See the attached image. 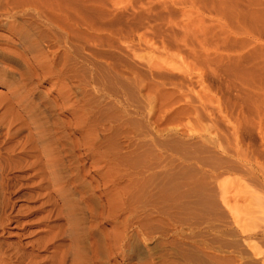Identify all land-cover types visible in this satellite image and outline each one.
I'll use <instances>...</instances> for the list:
<instances>
[{"label":"rangeland","instance_id":"374dc122","mask_svg":"<svg viewBox=\"0 0 264 264\" xmlns=\"http://www.w3.org/2000/svg\"><path fill=\"white\" fill-rule=\"evenodd\" d=\"M18 1L26 4L28 13L21 19H9V24L24 23V29L29 28L26 44L36 40L38 49L26 54L23 64L0 59L2 261L8 262L4 257L10 256L11 264H52L56 261L50 260L53 253L63 250L67 252V264H264V0ZM54 8L56 12L66 11L71 19H80L77 30L72 29V22L56 20ZM43 17L53 23L48 24ZM4 22H0V57L3 49L19 53L25 47L19 34L10 33ZM64 26L68 34L74 32L76 36L67 35ZM75 55L80 60L75 61ZM74 63L76 66H72ZM38 64H45V69L37 68L38 78L22 88L23 82L18 79L24 73H33ZM45 71L53 74L49 77ZM42 73H46L45 79ZM53 86L56 90L50 92ZM12 89L28 95L24 99L29 105L26 113H34L35 118L25 122L27 128L31 127L34 136L39 133L47 141L51 139L54 150L49 148V153L58 154L64 162L59 173L63 187L46 191L49 199L37 198L39 178L31 177L34 171H25L18 162L28 129L16 132L19 121L5 129L8 121L27 116L19 106L22 99L10 98L8 91ZM58 90L68 93L69 98L53 108ZM55 122L60 123L58 127ZM119 122L124 126L123 136L117 137L120 145L145 137L144 149L153 157L150 141L160 146L154 148L163 167L158 184L165 188L172 182L176 193L182 194L172 205V212L168 211L170 203L157 200L144 213L141 205L135 209L136 203L131 207L132 202H127L125 207L131 209L120 213V200L115 196L120 190L108 188L103 194L100 184L97 189V181H108L111 175L102 168L103 162L95 165L96 158L80 156L86 153L82 138L93 130L100 150H107L114 138L109 128ZM73 124H78L77 130L71 128ZM138 124L143 125L141 136ZM9 135L14 138L10 140ZM75 139L80 145L73 149ZM16 144L19 146L13 149ZM5 149L14 151L9 161ZM31 151L22 160L32 162L36 155ZM75 157H80L77 165ZM54 175L47 174V179ZM187 188L190 195L184 194ZM56 189L66 194L57 203ZM45 200L48 202L42 205ZM73 207L76 211L71 217L80 220L75 225L66 215ZM59 211L65 215L58 220ZM145 213L148 216L144 217ZM126 218L130 220L128 238L130 234L133 238L121 244L115 228H122ZM145 220L148 225L136 233L135 226ZM60 225L63 228L57 227ZM73 238L82 245L78 253L71 248Z\"/></svg>","mask_w":264,"mask_h":264},{"label":"bare ground","instance_id":"6f19581e","mask_svg":"<svg viewBox=\"0 0 264 264\" xmlns=\"http://www.w3.org/2000/svg\"><path fill=\"white\" fill-rule=\"evenodd\" d=\"M22 1V0H21ZM23 3V2H22ZM21 3V4H22ZM53 3V2H52ZM19 4V5H18ZM18 4H17V0H0V8L2 9L3 8V10H1V14H0V22L1 21H6V23L4 22V25L7 27V29L9 30V32L10 33H17V34H19V39L21 40V41H23L24 43L23 44H25V47H23V50L22 51H18L19 53H17L16 51H10V50H2V56L0 57V59H3V60H5V61H8V62H12V63H14V64H17V65H19L20 63H24L25 62V59H24V57H26L25 55L26 54H32V53H34V51L35 50H37L38 49V46H37V44H38V41H33V43L31 42V44H29V45H27L26 43H27V41H26V39L28 38V32H27V30L29 29H27V30H25L24 28H26L25 27V25H24V23H21L20 22V24L18 23V22H15L14 21V23L12 24V25H10L9 23H10V21H8L9 19H15V18H17V17H20V19L21 18H24V17H22L24 14L26 15V12L27 11H25V8H24V6L26 5V4H23V5H21L20 3H19V1H18ZM30 4V3H29ZM38 4V3H37ZM17 5V6H16ZM43 5V4H42ZM15 6V7H14ZM37 6V5H36ZM45 6V5H44ZM39 7V6H38ZM43 7V6H42ZM55 7V6H54ZM21 9V11L19 12L20 14H18V12L16 13H11V11L13 12V10H17V9ZM44 9V8H43ZM11 10V11H10ZM51 10H53V8L51 9ZM56 9L54 8V13L52 12V14H54L55 15V18H56V20H60V21H62V22H65V21H69L70 23L72 22V24L74 25L73 27H72V29L74 30V29H76L77 30V27H79L78 26V22H80V19H77V17L75 18V20L74 19H71L70 18V15L65 11V12H61V11H55ZM66 10V9H65ZM4 11V12H3ZM45 11H47V10H45ZM50 11V10H49ZM3 12V13H2ZM56 12V13H55ZM74 12V11H73ZM28 13V12H27ZM35 14V13H34ZM34 14H32V17L33 16H35ZM41 14V13H40ZM36 15H39V14H36ZM43 15H44V13H43ZM54 15H53V17H54ZM75 15V14H74ZM73 15V16H74ZM79 15V14H78ZM28 17V16H27ZM26 17V18H27ZM38 17H40V16H38ZM42 17V16H41ZM40 17V18H41ZM34 18V17H33ZM44 19H45V21L47 22V21H49L48 22V24H51V23H53V21L52 20H48V19H46L45 17H43ZM42 19V18H41ZM36 20H39V19H36ZM22 21H24V20H22ZM7 22H8V24H7ZM28 22V21H27ZM30 22V21H29ZM61 22V23H62ZM26 23V22H25ZM41 22H39V23H37V24H39L40 26H41V24H40ZM55 23V22H54ZM29 24V23H28ZM27 24V25H28ZM42 24H43V22H42ZM56 24V23H55ZM54 24V25H55ZM58 24H59V22L57 23V25H56V27L58 26ZM38 25V26H39ZM63 25H65V24H63ZM1 26V25H0ZM29 26H30V24H29ZM28 26V27H29ZM32 26H33V24H32ZM34 26H37L36 24L34 25ZM61 26V24L59 25V27ZM42 27V26H41ZM65 27V26H64ZM68 27V26H67ZM31 28V27H30ZM44 28V27H43ZM66 28V27H65ZM56 29H58V27L56 28ZM55 28H54V30H56ZM35 30V29H34ZM44 30V29H43ZM62 30V29H61ZM69 30H71V27H70V29ZM37 31V30H36ZM45 31V30H44ZM53 31V30H52ZM60 31V30H59ZM66 31H67V35H71V37H74V36H76L75 35V33L71 30V32H73V33H71V34H68V28H66ZM65 31V32H66ZM75 31V30H74ZM48 32V31H47ZM46 32V33H47ZM78 32H79V28H78ZM50 33V32H49ZM55 33H57V32H55ZM70 33V32H69ZM35 34V33H34ZM47 35H48V33H47ZM47 35H45V36H47ZM52 35V34H51ZM61 35H63V33H62V31H61ZM78 35V34H77ZM40 36V35H39ZM41 36H42V33H41ZM41 36L39 37V38H41ZM65 36V35H64ZM43 37L44 36H42V39H43ZM69 36H67V38H68ZM70 37V38H71ZM46 38H48V37H46ZM45 38V39H46ZM60 38V37H59ZM66 38V37H65ZM76 38V37H75ZM77 38H79V37H77ZM73 39V38H72ZM29 40H30V38H29ZM76 40V39H75ZM74 40V41H75ZM31 41V40H30ZM29 41V42H30ZM45 41H47V40H45ZM61 42H62V39L60 40ZM68 42H69V39L67 40ZM70 41H71V39H70ZM77 41V40H76ZM75 41V42H76ZM75 42H72L71 43V45L73 44H75ZM54 43V42H53ZM56 43V42H55ZM63 43H65L64 41H63ZM79 42H77V44H78ZM40 44V43H39ZM47 44V43H46ZM58 44V43H57ZM1 45V44H0ZM8 45H9V43H8ZM49 45V44H48ZM59 45H62V44H59ZM65 45H66V43H65ZM76 45V44H75ZM74 45V46H75ZM54 46V45H53ZM58 47V46H57ZM1 48V47H0ZM4 48V47H3ZM6 49V48H5ZM72 49V48H71ZM76 49H78L77 47H76ZM70 50V49H69ZM49 51V50H48ZM66 51L68 52V50L66 49ZM76 51V50H75ZM75 51H73L74 53H75ZM43 52V51H42ZM47 52V51H46ZM56 52V51H55ZM61 52V51H60ZM71 51H69V53H70ZM73 52H71V53H73ZM80 52V51H79ZM78 52V53H79ZM39 53H40V51H39ZM52 53V52H51ZM54 53V52H53ZM66 54V52L64 53V56H66L65 55ZM35 55V54H34ZM39 55V54H38ZM48 55V54H47ZM54 55H57V54H54ZM43 56H45V54L43 55ZM77 56H79V55H77ZM77 56L75 55L74 57H75V61H77L78 59H77ZM49 57V56H48ZM47 57V58H48ZM52 57V56H51ZM56 57V56H55ZM58 57V56H57ZM60 57V56H59ZM67 57H68V55H67ZM70 57V56H69ZM32 58H35V56H33L32 55ZM61 58H63L62 56H61ZM65 58V57H64ZM63 58V60H65ZM40 59V58H39ZM71 59V58H70ZM3 60H0V62H2ZM59 60H60V58H59ZM67 60V59H66ZM73 60V59H72ZM80 60V59H79ZM18 61H20V63L18 64ZM68 61V60H67ZM74 61V60H73ZM72 61V62H73ZM74 61V62H75ZM63 62V61H62ZM62 62H60L61 64H62ZM71 62V63H72ZM27 63V62H26ZM53 64V63H52ZM76 63H74V64H72V66L73 65H75ZM63 65H65V64H63ZM32 66V65H31ZM36 66H38V67H36L35 69H34V72L33 73H29L28 72V74H26V73H24V75H21L20 76V78L18 79V80H21L22 82H23V85H21L22 86V88L23 87H26V86H30V85H32V81L35 79V78H38V75L36 74L37 73V68H40V69H45V64L43 65L44 66V68H43V66L42 65H36ZM76 66V65H75ZM3 67V66H2ZM5 67V66H4ZM49 67H51V65H49ZM48 67V68H49ZM68 67V66H67ZM77 67H78V64H77ZM6 68V67H5ZM47 68V67H46ZM72 68V67H71ZM76 68V67H75ZM57 69V68H56ZM77 69V68H76ZM75 69V71H77ZM6 71H7V69H5ZM23 70V69H22ZM48 70H50V69H48ZM73 70H74V68H73ZM18 71V70H17ZM29 71H30V69H29ZM44 70H42V72H43ZM50 71H52V70H50ZM57 71H60V68H59V70H55V73L57 72ZM22 72V71H21ZM39 72V71H38ZM45 72H47V75H49V73H48V71H45ZM53 72V71H52ZM51 72V73H52ZM65 72H66V70H65ZM68 72H69V70H68ZM71 72V71H70ZM74 72V71H73ZM5 73V72H4ZM6 73H8V72H6ZM58 73V72H57ZM44 73H42L41 75H43ZM46 74V73H45ZM44 74V75H45ZM53 74V73H52ZM51 74V75H52ZM43 75V76H44ZM47 75H45L46 77H47ZM51 75H49V77L51 76ZM59 76L61 75L60 73L58 74ZM66 75V74H65ZM4 76V75H3ZM8 76V75H7ZM45 76L43 77L44 79H45ZM62 76V75H61ZM72 76V75H71ZM77 76V75H76ZM40 77H42V76H40ZM66 77V76H65ZM73 77H74V75H73ZM72 77V78H73ZM79 77V76H78ZM42 78V79H43ZM5 79V78H4ZM61 79H62V77H61ZM40 81H41V79H39ZM64 80V79H63ZM76 80H78L77 78H76ZM37 81H38V79H37ZM40 81H38V82H40ZM67 81V80H66ZM70 81V80H69ZM72 81V80H71ZM68 82V81H67ZM94 83H96V84H98V83H102L101 81L100 82H94ZM22 84V83H21ZM99 86V85H98ZM34 87V86H33ZM65 88H66V86H65ZM8 90V89H7ZM56 89H55V87L53 86L51 89H50V92H53V91H55ZM60 90V89H59ZM58 90V91H59ZM68 90V89H67ZM67 90H66V92H67ZM70 90V89H69ZM69 90H68V92H69ZM102 91V90H101ZM107 91V90H106ZM9 92V94H10V98L11 99H15V98H20V100L22 99V102H21V104L19 105L20 107H21V109H23V110H25V115H27V116H24V118H23V120H19V119H14V121H8V123L6 124V128L5 129H7L8 127H11L16 121L18 122L19 121V129L18 130H16V132H21V131H24V130H26V129H28L27 131H28V133H27V135H26V137H24V139H23V141L25 142H23L24 144H22V146L20 145V149L21 150H19L20 152H18L19 153V155H18V157L16 156V161H17V158H18V162H22V168H24L25 169V171H34V175H31V177H37V178H39V181L36 183V189L39 191V193H37V194H39V195H37V198H39L41 201L42 200H44V199H49V195L48 194H46L45 192L46 191H49V190H53L54 188H61V186L63 187V185H62V179H61V177L59 176V173H61L62 171H63V169H64V166L65 165H63V163L64 162H62L61 161V158L58 156V154H55V155H51L49 152H50V150H49V148H51L50 146H51V142H50V140L49 141H47L46 140V138L44 137V136H40L39 135V133H38V135H36V136H34V134L31 132V127H30V129H29V127L27 128V126L25 125V122L26 121H28L29 122V120H33L32 119V117L33 118H35V114L33 113V115H32V113L29 111L28 113H26V107H28V109H29V105H28V103H26L25 104V101H24V99H26L27 97L26 96H28V95H26V96H24V94L22 93V94H19L16 90H14V89H12V90H10V91H8ZM20 92V91H19ZM57 92V91H56ZM105 92V91H104ZM58 93V96L54 99V100H52L53 101V104L52 103H50V104H52V106H53V108H55L56 106H58V105H56V103L58 102H61L62 104L63 103H67V100H68V98H69V95H68V93H61L60 91L59 92H57ZM99 93V92H98ZM109 93V92H108ZM33 94V93H32ZM102 94V93H101ZM106 95V94H105ZM112 95V94H111ZM70 96H71V94H70ZM2 98V97H1ZM108 98H110V97H108ZM107 98V99H108ZM75 99V98H74ZM42 100V99H41ZM115 100V99H114ZM40 101V100H39ZM50 101H51V99H50ZM74 101V100H73ZM27 102V101H26ZM46 102H48V101H46ZM45 102V103H46ZM36 104V103H35ZM40 104V103H39ZM46 104H48V103H46ZM50 104L48 105V106H50ZM18 105V104H17ZM121 105V104H120ZM10 106V105H9ZM31 106V105H30ZM36 106V105H35ZM40 106V105H39ZM47 106V105H46ZM51 106V107H52ZM125 106V105H124ZM58 107H60V106H58ZM109 107V106H108ZM115 107V106H114ZM5 108V107H4ZM49 108V107H48ZM111 108V107H110ZM46 108H44V110H45ZM50 109V108H49ZM48 109V110H49ZM112 109V108H111ZM6 110V109H5ZM8 110H9V108H8ZM7 110V111H8ZM39 110V109H38ZM42 110H43V108H42ZM110 109H108V111H109ZM35 111H36V109H35ZM40 111V110H39ZM59 111V110H58ZM110 111H112V110H110ZM137 111V110H136ZM138 111H141V110H138ZM51 112V111H50ZM8 113V112H7ZM7 113H5V115L7 114ZM105 113V112H104ZM108 113H111L113 116L116 114L115 112H108ZM135 113H137V112H135ZM139 113V116L140 117H142L141 116V113L140 112H138ZM43 114V113H42ZM48 114V113H47ZM111 114H110V116L108 115V117H111ZM52 115V114H51ZM117 115V114H116ZM136 115V114H135ZM143 115V114H142ZM53 116V115H52ZM80 116V115H79ZM118 116V115H117ZM15 117V116H14ZM40 117V116H39ZM113 118V117H112ZM111 118V119H112ZM114 118H116L115 116H114ZM117 118H120L119 116L117 117ZM116 118V119H117ZM42 120V119H41ZM120 120V119H119ZM118 120V121H119ZM130 120V119H129ZM6 121V120H5ZM45 121H47V120H45ZM116 120H114V122H115ZM121 121V120H120ZM3 123V122H2ZM5 123V122H4ZM52 123V122H51ZM58 123L59 122H55L54 123V126L55 127H58ZM77 123V122H76ZM121 122H119V123H115V125H113V127H111V128H109V130H111L112 132L111 133H113L111 136H114V138L116 139V143H115V141H114V138H113V140L111 141L110 139V141L112 142L111 143V145H109V148L107 149V150H103V151H101L100 150V148H99V146H98V140H97V137H96V135L93 133V130H91V133L90 134H88L86 137L84 136V138H82L83 139V141H82V143H83V146H84V144H85V154L84 155H80L82 158H87L88 160L89 159H94V158H96V159H94V161H93V163H95V165H98L99 164V161H100V164H102V162L104 163V167H102V168H107V172L111 175L110 176V179L108 180L107 178V180L108 181H105L104 179H103V181L102 180H100L99 182L97 181V189H98V185L100 184V186H101V190H102V193L104 194V192L108 189V188H116L117 190H120V192L118 191V193L115 191L116 189H114L113 191H115L114 193H115V196H117L118 198H119V200H120V202L117 200V203H118V208L117 209H121V211H120V213L123 211H126V210H130V209H127L128 207H125V204H127V202H132L131 203V205H129V206H131L132 207V204L133 203H136V208L135 209H137L138 207H137V205L139 204V205H141L142 206V208H141V210L143 211H146V209H147V207H150V206H153L155 203H156V201L157 200H162V201H165V202H168V203H170V205H169V207H168V211H170V212H172L173 211V209H174V207L172 206L174 203H176V200L180 197V195H182V194H177L176 193V188H175V186H174V184L172 183V182H169L168 183V187H160L159 186V184H158V178H159V176L163 173V171H162V169H163V167H161V165H160V156H158L159 154V152L157 151V150H155V149H159V145L155 142V141H150V143H151V148H152V150L154 151V157L153 156H149L148 155V153H147V150L146 149H144V148H146V146H145V144H144V142H145V137H139V138H137V137H135V138H137V140L135 139V141L133 142V141H131V139L130 140H128V142H126V145L124 144V145H120V143H117V137H118V135L120 136H123L122 135V131L124 130L123 128H124V126L123 125H121L120 124ZM127 123L129 124V121H127ZM12 124V125H11ZM60 124V123H59ZM130 124H131V120H130ZM129 124V125H130ZM62 125H64V124H62ZM70 125V124H69ZM83 125V124H82ZM129 125H128V127H129ZM139 125V124H138ZM137 125V126H138ZM1 126V125H0ZM29 126V125H28ZM61 126V125H60ZM111 126V125H110ZM115 126V127H114ZM136 126V125H135ZM136 126V127H137ZM140 126V127H139ZM138 127V136H141V133H143V125H142V127H141V124L139 125ZM13 127H14V125H13ZM72 127H74V129H76L77 130V127H78V124H73V125H71V128ZM92 127V126H91ZM95 127V126H94ZM64 128V127H63ZM14 129V128H13ZM60 129H62V128H60ZM65 129V128H64ZM68 129V128H67ZM123 129V130H122ZM137 129V128H136ZM10 130V129H9ZM36 130V129H35ZM37 130H39V129H37ZM129 130V129H128ZM7 131V130H6ZM12 131V130H11ZM10 131V132H11ZM90 131V130H89ZM106 131V130H105ZM8 132V131H7ZM35 132V131H34ZM48 132V131H47ZM49 132H50V130H49ZM110 132V131H109ZM135 132H137V131H135ZM12 133V132H11ZM11 133H9V134H11ZM14 133V132H13ZM121 133V134H120ZM16 134V133H15ZM15 134H13L14 136H16ZM134 135H135V133H134ZM133 135V136H134ZM10 136V135H9ZM65 136V135H64ZM7 137H8V134H7ZM13 137V136H12ZM12 137L10 136V140H12ZM50 137V136H49ZM63 137V136H62ZM110 137V136H109ZM14 138V137H13ZM20 138V137H19ZM60 138V137H59ZM59 138H57V139H59ZM134 138V137H133ZM132 138V139H133ZM128 138L126 137V140H127ZM54 140V139H53ZM60 140V139H59ZM59 140H56L55 142H56V144L58 145V142H59ZM67 140H69V139H67ZM119 140V139H118ZM4 141V140H3ZM6 141V140H5ZM14 141L15 140H13V144H14ZM108 141V140H107ZM6 142H8V141H6ZM5 142V143H6ZM19 142V141H18ZM21 142V141H20ZM19 142V143H20ZM55 142H53V143H55ZM68 142V141H67ZM71 142V141H70ZM4 143V144H5ZM8 143H10V142H8ZM15 143H17V142H15ZM18 143V144H19ZM22 143V142H21ZM78 143H80V141L77 139H75V141H72V144H71V146L73 147V149H76V147H77V144ZM146 143V142H145ZM0 144H1V142H0ZM11 145H12V143H10ZM65 144H67V143H65ZM65 144H64V146H65ZM69 145H70V143H68ZM122 144V143H121ZM9 145V144H8ZM11 145H9L10 147H11ZM53 145V144H52ZM55 145V144H54ZM78 145H80V144H78ZM5 146H6V144H5ZM16 146H19V145H14L13 146V149H14V147H16ZM29 147V148H27V149H32V151L31 152H33V154H35L36 156H33V160H32V162H29V160L28 161H25V160H22L23 159V157H24V155H25V153L27 152V151H29V150H25V148L26 147ZM60 146V145H59ZM56 147V146H55ZM63 147V146H62ZM61 147V148H62ZM67 147V146H66ZM65 147V148H66ZM7 148H9V147H7ZM12 148V147H11ZM64 148V149H65ZM69 148V147H68ZM155 148V149H154ZM16 149H17V147H16ZM51 149H53L54 150V148H51ZM56 149V148H55ZM2 150V149H1ZM5 150H7V149H5ZM58 150H60V149H58ZM3 151H4V149H3ZM11 151H13L12 149H10L9 150V152L10 153H8V150L6 151L7 153L6 154H8V161H9V159H10V157H14V155H11ZM24 151H26L25 153H23ZM29 151V152H30ZM57 150H55V151H53V152H56ZM75 151V150H74ZM1 152V155H3V153H2V151H0ZM14 152V151H13ZM29 152H27V153H29ZM48 152V155H43V154H45V153H47ZM61 152V151H60ZM59 153V152H58ZM5 154V155H6ZM12 154H14V153H12ZM38 154H41V156H39ZM60 154V153H59ZM0 155V156H1ZM42 155H43V157H42ZM79 155V154H78ZM29 156H31V154L29 155ZM29 156H27V158H30ZM4 157V156H3ZM21 158V159H20ZM1 159V158H0ZM25 159V158H24ZM31 159V158H30ZM75 165H77L78 163H77V161H79V159H80V157H75ZM3 160V159H2ZM6 160V159H5ZM8 161H6V162H8ZM5 162V163H6ZM15 163H17V162H15ZM14 163V164H15ZM98 163V164H97ZM16 165V164H15ZM74 165V164H73ZM17 166H18V164H17ZM21 166V164H19V167ZM5 167V166H4ZM3 167V168H4ZM92 167H93V165H92ZM96 167V166H95ZM6 168V167H5ZM9 168V167H8ZM77 168V167H76ZM76 168H75V170H76ZM2 169V168H1ZM80 169H82V168H80ZM8 170V169H7ZM81 172V171H80ZM26 173V172H25ZM51 173V175L52 174H54V173H56V175H54V177H52L51 179H47V174H50ZM79 173V172H78ZM65 174V173H64ZM68 174V173H67ZM106 176V175H105ZM107 177V176H106ZM77 178H78V176H77ZM75 179V178H74ZM101 182H102V184H101ZM121 183H124V186H122L121 188H119L120 186V184ZM61 185V186H60ZM116 186H118V188L116 187ZM34 187V186H33ZM35 188V187H34ZM57 190V189H56ZM191 190L189 189V188H187L186 189V191L184 192V194L185 195H190V192ZM57 192H58V194L56 195V197H54V202L55 203H57L59 200H62V199H64L65 198V193L61 190V189H58L57 190ZM114 196V197H115ZM120 196V197H119ZM116 198V197H115ZM117 199V198H116ZM44 202V201H43ZM48 202V200H45V202L44 203H42V205L44 204V205H46V203ZM75 203V202H74ZM93 203V202H92ZM116 203V204H117ZM129 203V204H130ZM111 204V203H110ZM42 205H40V206H42ZM134 205V204H133ZM77 206V205H76ZM127 206H128V204H127ZM143 206H145V208H143ZM115 207H117V205H115ZM134 209V208H133ZM87 210H89V209H87ZM95 210H97V209H95ZM55 211H56V209H55ZM76 211V208L75 207H73V208H71V210H69V213L67 212L66 213V215H67V217L69 218H71V219H73V221H71L72 223L71 224H73V225H75V224H79V222H80V220H79V218H72L71 216H74L73 215V213ZM91 211H93V209L91 210ZM135 211V210H134ZM144 211H143V213H144ZM95 212V211H94ZM128 212V211H127ZM130 212V211H129ZM47 214H48V212H46ZM60 211L57 213L58 215H56L57 216V219L59 220V217L61 216H63L64 217V215L65 214H62V215H60ZM93 213V212H92ZM117 213V212H116ZM125 213V212H124ZM123 213V214H124ZM133 213V212H132ZM45 214V213H44ZM51 214V213H50ZM110 214V213H109ZM128 214V213H127ZM129 214H131V213H129ZM134 214V213H133ZM46 215V214H45ZM95 215V214H94ZM55 216V215H54ZM111 216V215H110ZM131 217H132V215H130ZM139 216V215H138ZM145 216H148L146 213H145V215H144V217ZM44 217V216H43ZM49 217V216H48ZM125 217V216H124ZM139 218V217H138ZM61 219V218H60ZM76 219V220H75ZM117 219V218H116ZM136 219H137V216H136ZM144 219V218H143ZM147 219V218H146ZM44 220V219H43ZM42 220V221H43ZM67 220H69V219H67ZM122 220V219H121ZM128 220H129V218H126V219H124L122 222H121V227L122 228H115V230L117 229V231L119 232V240L118 241H120L121 242V244H123L124 242H125V240L126 239H132L133 238V236L131 237V234H130V238H128V235L129 234H127V228H128ZM130 221V220H129ZM139 221V220H138ZM47 222V221H46ZM119 222V221H118ZM132 222V221H131ZM137 222V221H136ZM45 223V222H44ZM130 223V222H129ZM136 224V223H135ZM69 225V224H68ZM117 225V224H116ZM146 225H148V223H147V221L145 220V222H143V223H140L139 222V224L138 225H136L135 226V232L136 233H139V232H142V229H144V227L146 226ZM56 227V226H55ZM59 229H61V228H63V226H57ZM130 227V226H129ZM54 228V227H53ZM57 228V229H58ZM89 228H91V227H89ZM55 230V229H54ZM58 231V230H57ZM77 231V230H76ZM49 233V232H48ZM52 233V232H51ZM50 233V234H51ZM115 233V232H114ZM49 235V234H48ZM52 235H54V233L53 234H51V236ZM116 235V234H115ZM139 235V234H138ZM50 237V236H49ZM83 237V236H82ZM81 238V237H80ZM135 238V237H134ZM48 240H49V238H47ZM46 239V240H47ZM51 239V238H50ZM76 239H78V238H76ZM82 239V238H81ZM58 240V239H57ZM85 240V239H84ZM51 241V240H50ZM82 241V240H81ZM134 241V240H133ZM52 242V241H51ZM83 242V241H82ZM97 242H98V240H97ZM130 242V241H129ZM73 246L71 247V248H74V251H76L77 253L78 252H80V250H81V246L79 245V242L78 241H76L74 238H73ZM71 243V244H72ZM129 244V243H128ZM62 245V244H61ZM61 245H59V246H61ZM90 245H92V244H90ZM89 245V246H90ZM59 246L57 245L56 247H58L59 248ZM94 246V245H93ZM129 246V245H128ZM58 248H55V249H58ZM95 248V247H94ZM93 248V249H94ZM107 248V247H106ZM110 248V247H109ZM90 249H92V247L90 248ZM92 249V250H93ZM118 249V248H117ZM60 250V249H59ZM71 252H72V250H70ZM94 251V250H93ZM107 251H109V250H107ZM90 252V251H89ZM94 253V252H93ZM72 254V253H71ZM76 254V253H75ZM90 254V253H89ZM107 255H109V254H107ZM91 256V255H90ZM111 256V255H110ZM1 258V257H0ZM4 259H6V260H8V262H6V263H4L3 261H2V258H1V264H2V262L4 263V264H11V262H10V260H11V257L10 256H5L4 257ZM56 260V261H54V263L52 262V264H67V262H68V260H67V252L66 251H56V252H54L53 253V256L50 258V260ZM91 259V258H90ZM51 260V261H52ZM88 260L89 259H87V262H88ZM86 261V260H85ZM82 263H84V264H87L86 262H82ZM89 263V262H88ZM79 264V263H78Z\"/></svg>","mask_w":264,"mask_h":264}]
</instances>
